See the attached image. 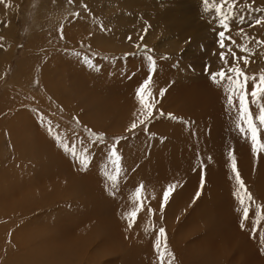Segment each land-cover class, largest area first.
Wrapping results in <instances>:
<instances>
[{
	"label": "rangeland",
	"instance_id": "obj_1",
	"mask_svg": "<svg viewBox=\"0 0 264 264\" xmlns=\"http://www.w3.org/2000/svg\"><path fill=\"white\" fill-rule=\"evenodd\" d=\"M15 1V3L13 0L0 2V37L3 38L0 39V187L4 189L3 187H6V184L8 186L22 184L28 180L32 182L35 180V184V182L40 183L42 180L41 183L45 189L40 186L37 187V189L42 190H38L39 193L45 192L44 195H49L59 190L57 193H59L58 197L61 198L56 195V199L53 197L50 199L51 201L47 200L46 203L44 201L34 205L35 207L40 205L39 209L36 207L37 210L34 206L30 207L29 209L34 208V210H31L32 213L27 210L28 213L23 212L17 214V216L15 214L13 218L14 222L20 223L25 215L24 219H26H23L21 223L27 222L29 219V222H31L38 214L39 216L33 222L35 220L44 222L49 221L47 219L51 218L53 214L59 215L64 211L75 214L69 209L73 208L74 210V207L81 206L82 202L76 192L69 193L68 196L65 195L66 190L64 189L68 179L65 178L66 176H61L62 173L65 174L64 172L54 173L53 175L56 174L57 177L50 178L49 174L45 176V172L41 170L40 165L36 170H33L34 167L31 165L33 163L29 164L30 158L39 153V149L35 146V142L38 141V134L39 137L41 134L55 139L59 137L61 138L59 140H73L74 143L69 148L75 145L78 153L86 151L89 154L88 159L91 165L89 164L90 166L87 168L81 167L85 171H89L95 161H98L97 163L102 166L109 165L111 168L113 167L108 151L117 137L122 138L117 145L122 157L121 164L122 161L130 160L129 158L133 157L132 153L141 152L142 150L141 157L154 161V155L159 154L161 155V161L164 157L163 152L165 151L168 156L169 148L175 146L179 139L185 135L181 131L173 133L170 129L177 123L180 125L189 124L190 120L175 115L172 112L175 109L171 105L170 98L162 97L156 106L157 109L162 110L164 113H171L179 119H170L167 115L160 116L157 113L155 118L149 120L145 126L131 133L126 131L138 115L139 103L135 97V90L145 79L146 73L144 72H147L148 67L146 63H144V66L142 65V59H146L143 56H146L147 52L157 62L174 65L176 70H186L188 74L187 68L201 67V61H204L203 66H206L205 59H208L207 55H219L222 51L217 42L219 25L212 19L213 13H204L202 0H146V4H142V2H145L142 0H72V3H69L68 0ZM240 2L242 4L245 2L251 3L254 9H264V0H254V2L253 0H240ZM151 3H155V6H151ZM85 5H87V8H85ZM162 11L166 18L163 16ZM76 13H79V15H75ZM244 15L248 22L242 25L233 24L232 27L237 25V32L240 28H243L245 32H252L254 39L264 41V35L263 38H259L260 29L250 26L255 17L264 15V13L260 11L245 12ZM187 16H190L191 24L182 21ZM181 22L187 30V34H183L184 37L175 34L171 30L172 25ZM101 24L108 30H101ZM60 26H63V39L60 38ZM146 26L150 27H148L145 35L144 29ZM258 26L264 28V24ZM233 34H235L234 31ZM141 35H144L143 41L140 40ZM201 35L205 37L196 38ZM129 36H131V40L128 39ZM191 39L195 41H190ZM235 41L237 44H247V46L250 43L240 41L238 38ZM227 42L229 41L225 40V43ZM137 44L141 46L139 48L135 47ZM143 45H147V50L151 51H147ZM262 45L264 46V44ZM76 53H79V56ZM236 54L237 56L244 55L240 51H236ZM259 54H261L259 57L261 64L256 61L255 54L251 57L249 65L245 69L250 76H258L261 72H264V47L260 49ZM229 63H231V60H229ZM240 66H244L242 61ZM116 73L121 74L117 76ZM138 76L140 77L137 78L139 81L136 80ZM118 83H121V86L120 84L118 86ZM151 85L156 88V81H152L149 87ZM126 88L130 90H127L128 93H126ZM94 89H100L103 93L107 92V100H115L116 98L121 99V101L127 100V105L123 106L124 103L117 100L116 105L111 109L109 108L111 103L104 102V97H101L99 93H97L94 102L88 97V94L95 92ZM128 99H132V102ZM105 103L106 106L104 107ZM115 107L117 108L115 109ZM120 107L122 108L121 111ZM113 110L116 113H109ZM126 111L128 112L126 113ZM184 130L186 133V127H184ZM93 133H104L105 140L100 144H96ZM17 138L19 139L17 140ZM22 139L24 140L22 141ZM15 140L18 141L17 144L19 140L22 143L20 142L16 146ZM104 144H107L108 147H105ZM52 145L54 146V143ZM134 147L135 150H133ZM153 147H156L155 152H149ZM12 148L13 150H11ZM207 151L211 150L207 149ZM13 157H18L16 158L20 162L18 165H14L10 161ZM73 166L80 167V165H72L71 170L74 168ZM131 166L128 170L136 171L138 165L133 164ZM258 169L264 172V168H261V166ZM14 172H17V175L19 172V175H14ZM25 173H27V176ZM20 174H24L26 178H29L26 179L24 175L23 177ZM59 175L67 181L65 184ZM10 176L14 177L11 178ZM42 176H45L46 180L48 177V180H44ZM173 179L174 177H172L170 183L173 182ZM30 181L27 182L28 186L34 188L36 185ZM123 183L124 181H121V187L124 186ZM73 184L76 186L75 183ZM245 184L255 202L250 204L246 198L245 205H241L238 199L232 201L231 212L228 215L234 218L235 221L233 227L231 226L229 230L234 233L237 245H248L255 248L257 253L262 255H258L251 248L248 250L252 254L250 257L244 258V255H238L236 261L235 257L232 256L233 254H231L232 252L224 254V257H217L218 259L213 256L212 252L206 255H197L195 244L208 242V239L200 236L208 231L204 230L203 220L199 219L196 213H193L197 200L200 198V196L196 197L197 191L201 190L198 189L201 188L200 184H196L190 190L191 187L187 180H180L179 186L184 187V194H189V199H181V201H188L183 202L184 205L169 219L164 216L166 213L164 206L161 210V206L157 207L153 203L154 191H159V189L154 185H147L143 190L144 195L146 192L149 194L151 191L152 194L150 193L147 196L148 198L145 195V210L140 214H144L143 228H141L146 233L148 230L150 237H145V233L143 234L138 227L134 230L133 227L128 229L138 234L141 240L149 245L157 238L159 228H165L167 245L174 254V259L178 257L177 250L183 255L186 264H264V251L262 248L264 241L259 237L264 231V219L256 226L255 231H253L252 223L256 218L255 212L258 208L262 209V215H264V201L255 196L256 189L258 188L261 191L263 188L264 180L253 179L252 182ZM147 188L148 190H145ZM237 188L238 186L235 184L234 191ZM62 195H64L63 199ZM150 196L151 198H149ZM160 196L162 197V193H160ZM67 197L69 198L67 199ZM53 199L55 203L52 201ZM47 203L50 204L47 205ZM121 204L122 197L121 200L114 199L111 202L113 208L120 207ZM249 204V220L243 221L245 227L242 229L240 225L243 217V207L249 206ZM148 207L155 210L154 215H149ZM113 208L108 207L105 212H102L107 214ZM46 214H48L47 217ZM105 217H102V223L96 220V240L94 245L93 243L89 244L86 253L90 254L96 250L99 241L104 239L105 235L102 231L106 221ZM16 218H19V220ZM170 223H174L175 228H178L177 225L181 223L179 230L173 236L174 227L172 230H168ZM117 230L119 232L121 229ZM197 240L199 241L197 242ZM175 241L181 242V244H172ZM211 241L208 242L210 246L212 243L219 246L214 240ZM108 244L110 245L111 242H108ZM182 247H185V252ZM240 252L246 253L247 250L243 249ZM108 253H110V257L107 256ZM119 256L117 252L116 254H113V252L104 253L99 257L97 264H110L118 260ZM158 262L160 264L159 258ZM83 263L85 264V261ZM121 264H123L122 260ZM132 264L139 263L134 261ZM164 264H166L165 261Z\"/></svg>",
	"mask_w": 264,
	"mask_h": 264
},
{
	"label": "bare ground",
	"instance_id": "obj_2",
	"mask_svg": "<svg viewBox=\"0 0 264 264\" xmlns=\"http://www.w3.org/2000/svg\"><path fill=\"white\" fill-rule=\"evenodd\" d=\"M13 1L14 3L16 2L15 0ZM142 1H145L142 2V4L147 3L146 0ZM151 6H155V3H151ZM162 14L165 17L163 11ZM182 21L189 24L192 22L190 16L185 17V20ZM261 27L259 28L258 25L254 27L255 29H260L259 38H263L264 35V28L262 27V29ZM171 30L179 36L187 34L186 26H184L182 22L172 25ZM233 31L235 34H233ZM237 33L236 25L232 27L230 35L235 40L238 38L240 41L248 43L250 42L248 48L253 53L255 52V59L261 64L259 59L261 54H259V51L264 46L262 44H257V39L248 40L244 35H237ZM228 34L229 33H226V36ZM247 34L251 37H254L252 32H247ZM204 37V35H201L196 38L199 39ZM190 41L194 42L195 40L191 39ZM233 51L238 52L239 50L233 46ZM207 57L208 59H205V64L206 66H209V71L216 72L224 67L219 55H207ZM143 58H146V56H143ZM142 60L143 66L144 63L148 65L147 59ZM62 62L64 61L62 60ZM203 64L204 61H201V67L194 66L191 69L187 68V71H189L187 74L185 69V71H180V69L176 70L174 65L167 63L161 64L160 62H157V72L153 76V81H156L157 86L155 88L154 85H151L150 88L152 89V93L159 97L160 89H167L163 97L170 98L171 105L175 109V111L172 112H174L175 115H180L181 117L187 118L190 121L189 124L186 125H180L179 123H177V125L174 124V126L170 129V131H173V133L176 131H181L185 135L179 139L175 146H171L169 148L168 156L166 155L165 151L163 152L164 157L161 159V161V155L159 154L154 155V161L141 157L143 150L141 152L132 153L131 155L133 157L129 158L130 160L122 161L123 172L121 173L119 180V189L116 191L115 195L112 194L111 182L108 181L104 175L105 172H113L114 166L112 168L109 165L105 166L103 164L104 166H102L101 164L97 163L98 161H95L89 171L81 169V166L78 168L73 166L74 168L71 170L72 165L79 164L74 161L73 156L70 154V150H64V145L71 146L74 143L73 140H70L72 142L67 140L58 141L57 139L48 137L46 135L40 134L39 137L38 134V141L35 142V146L37 149H39V153L33 155V157L30 158L31 161L29 164H31V162L33 163L31 164L34 167L33 170H36L40 165L41 170L45 172V176L46 174H49L50 178L57 177L56 174L55 176L53 175L54 173L59 174L58 172H64L65 174L63 175L62 173L61 176H66L65 178L68 179V182L59 175L62 180H64V184L67 182L64 189L66 190V194H64L68 196L69 193L76 192L82 203L81 206L77 205V207H74V210L73 208L69 209L70 211L75 212V214L64 211V213L59 215L53 214L51 218L49 217L47 219L49 221L37 222L35 220V222H33L34 219L39 216L37 214V216H35V218L31 221L32 223L29 222L30 219L27 222L25 221L24 223H21L25 217L23 214L24 217L22 218V221L20 220V223H17V221L14 222L13 219L15 214L17 216V214L23 212L28 213L29 211L31 212L32 209L34 210L36 207L39 209L40 205L36 207L34 205L43 203L44 201L46 203L47 200H50L53 197L56 199L59 196V193H57L59 190L57 192L50 193L49 195H44L45 192L39 193L38 190L41 189H37V187L40 186L45 189L44 185L41 183L42 180L40 183L35 182V184V180L33 182L28 180L27 182L30 181L32 184L36 185L34 188L28 186L26 181H23L24 183H22L25 185L20 183L11 184L8 186L6 184V187H3L4 189H1L0 187V264H82L84 261L85 264H93L94 262L97 264L99 257L107 252H113V254H116L117 252L120 255L118 260H115L110 264H115L117 261V264H121V260L123 264H132L134 261H137L139 264H159L158 256L154 248L157 238L149 245L142 241L138 234L128 229V221L125 218L124 213L130 212L136 207V202L132 194L134 189L141 183L145 185L144 188L151 184L159 189V191H154L155 195L153 194L154 197H152L154 199H152L153 203L157 207L161 206L162 197L160 196V193H163L162 191L167 188L166 184H176L177 188H175V191L171 194L168 202L164 204V210L166 211L164 216L165 218L169 219L182 205H184L183 202L188 201H181V199H187L189 194H184V187L179 186V181H189V185L191 187L190 190H192L196 184H200V180L196 179H201V161H203L205 165L203 168L205 182L202 189L198 188L201 189V195L199 200H197L198 202L195 205V210L193 213H196L197 217L203 220V227H205L204 230L208 231L204 232L200 236L208 239V242L214 240V242H217L219 246H217L215 243H212L210 246L208 242L195 244L196 250L198 252L197 255H206L207 253L212 252L213 256L217 258L220 256L224 257V254L232 252L231 254H233L232 256L235 257L234 259L236 261L238 259L236 258L238 255H244V258L250 257L252 255L248 252L250 248L254 249V252L257 253L255 248H252L248 245H237L235 242L236 238L234 233L229 230L231 226L233 227V222L235 220L229 216L228 213L231 212L232 201L237 199V197L234 195V192L237 190L235 189L234 191L236 182L234 179V173L230 167L228 152L230 149L234 150L237 158L238 170L245 183L252 182L253 179L264 180V172L258 169L259 166L264 168V156L257 160L251 152L250 140L242 138L239 131L235 128V110L229 109L226 99L228 94V83H214L205 71V66H203ZM144 73H146V71ZM120 74H117V76H120ZM117 76L116 79H118ZM139 76L136 77L137 81H139L137 79L140 78ZM119 84L121 86V83H118V86ZM127 90L130 91L126 88V93H128ZM97 93H99L101 97H104V102L111 103L109 106L111 109L116 105L117 100L121 101V99L117 98L115 100H107V92L103 93V91H100V89L95 90L93 94H88L89 99L95 102ZM128 100L132 102V99ZM126 101H121L124 103L123 106L127 105ZM106 103L104 107L106 106ZM116 108L117 107H115V109ZM121 109L122 108L120 107V111ZM113 112L114 110L110 111L109 113ZM127 112L128 111H126V113ZM184 127L187 129L186 133ZM262 135H264V133H262ZM35 138L37 137L35 136ZM18 139L19 138H17V140ZM23 140L24 139H22V141ZM17 142L18 141H16V144ZM20 142L21 141L19 140V143ZM51 143H54V146ZM18 144L16 146H18ZM73 146L76 148L75 145ZM16 148L18 149V147ZM207 149L211 151H207ZM11 150H13V148ZM133 150H135V147ZM155 150L156 147H153L149 152L154 153ZM31 153L33 154V152ZM209 157H211V160L208 159ZM16 158L13 157L12 160H10L14 165H18L20 163ZM133 164L138 165L136 171L128 170L129 166ZM131 167L134 168L133 166ZM16 173L14 172L13 174L15 175ZM26 174L27 173H25V175ZM32 174L34 173L32 172ZM26 176L24 178H26ZM45 176L42 177L44 178ZM13 177L14 176L11 178ZM31 177H33V175H31ZM172 177H174V179L173 182L170 183L172 181ZM28 178L29 177L26 179ZM44 180L46 179L44 178ZM121 181H124L123 187H121ZM72 183H75L76 186H74V184L72 185ZM145 190H148V188ZM150 193L147 194L146 192V197L150 195ZM56 195L57 197H55ZM255 196L264 201V186L261 191L258 188L256 189ZM121 197V206L113 208L111 202L114 199L121 200ZM63 198L64 195H62V199ZM68 198L69 197H67V199ZM149 198H151V196ZM75 199L74 201L76 202ZM52 201L54 202V199ZM50 203H47V205ZM32 206H34V208L29 209ZM108 207L113 209L110 212H107V214H103L102 211L105 212V209ZM143 215L144 214L139 213L136 223L133 225V230L138 227L142 230L143 234L145 233V237H150L148 230L146 233L142 229ZM45 216L47 217L48 214ZM102 217H105L104 219L106 220L102 231V233L105 235L104 239L99 241V244H97L98 246L95 244L97 246L96 250L92 251L90 254L86 253L85 251L89 247V244L93 243L94 245V241L96 240V220L102 223ZM19 218L16 219L19 220ZM110 220L113 222L111 223ZM180 225L181 223L177 225L178 228H175L174 223H170L168 230H172L174 227L172 236L176 231L179 230ZM116 227L117 229L121 230L118 232ZM262 235H264V231L259 237L261 238ZM198 241L199 240H197V242ZM108 242H111V244L109 245ZM172 244L180 245L181 242L175 241L172 242ZM262 248L264 251V246ZM243 249L247 250V252H240ZM182 250L185 252V247H182ZM176 252L178 257L174 260L172 259V264H186L183 260V255H181V253L177 250ZM191 252L195 253L196 251ZM109 254L110 253H108L107 256H109ZM165 262L168 264V257H165Z\"/></svg>",
	"mask_w": 264,
	"mask_h": 264
},
{
	"label": "snow or ice",
	"instance_id": "obj_3",
	"mask_svg": "<svg viewBox=\"0 0 264 264\" xmlns=\"http://www.w3.org/2000/svg\"><path fill=\"white\" fill-rule=\"evenodd\" d=\"M0 2H6V0H0ZM68 2L72 3V0H68ZM202 4L204 13H213L212 19L219 25V29L217 30V42L219 47L222 49V51L219 53V58L224 65V67L216 72L209 71V66H205V71L214 83H228V94L226 99L229 109L235 110V128L239 131L242 138L250 140L251 152L258 160L264 156V135H262V133H264V72H261L258 76H250L245 71L249 65L251 57L255 55V53H253L248 48L247 44H237L230 33L232 31L233 23L242 25L248 22L246 16L244 15L245 12L253 13L260 11L261 13H264V9H254L251 3L245 2L242 4L240 0H202ZM85 8H87V5H85ZM75 15H79V13H76ZM262 24H264V15L255 17L251 21L250 26L255 27ZM5 26L7 25L5 24ZM148 27L150 26H146L144 29L145 35L147 33ZM101 30L107 31L108 29L105 28L103 24H101ZM226 33L229 34L226 36ZM241 34L244 35L248 40L254 39V37L249 36L243 28H240L237 33V35ZM60 38H64L63 26H60ZM0 39L3 38L0 37ZM128 39L131 40V36H129ZM140 40H144V35L140 36ZM225 40L229 41V43H225ZM256 43L264 44V41L257 40ZM140 46V44L135 45L137 48ZM233 46H235V48L240 52L244 53V55L237 56L236 51H233ZM143 47L147 50V45H143ZM76 55L79 56V53H76ZM145 55L146 59L148 60L147 72L145 79L135 90L139 108L137 110L138 115L134 114L136 115V118L132 121L130 127L126 129V131L129 133L134 132L142 126H145L149 120L155 118L157 113L160 116L167 115L170 119H179V117L171 113H164L162 110L157 109L156 106L160 102V98L165 95L167 89H160L159 97L152 93L149 86L153 81V76L157 72V60L152 55L147 54V52ZM229 59H231V63H229ZM241 61L243 62V67L240 66ZM49 125L51 129L50 122ZM93 139L96 144H100L105 140V134L93 133ZM120 139L122 138H115L108 151L109 159L111 164L114 166V171L111 173H104L105 178L111 182L113 195H115L116 191L119 189V180L121 173L123 172V167L121 164L122 157L117 148ZM57 140L59 141V137H57ZM104 146L108 147L107 144H104ZM64 150H70V154L82 168H87L89 166V154L86 151L78 153L75 147H71V149H69L68 145H64ZM208 159L211 160V157ZM228 159L230 161L231 170L234 173L236 185L238 186L237 191L234 192V195L237 197L241 205H245V198L250 202V204L254 203V198L247 190L246 184L238 170L237 158L234 150H229ZM204 167V162L201 161V189L203 188L205 182L203 175ZM175 188L176 184H169L163 191L161 210L163 209L164 204H166L170 199V196L175 191ZM143 190L144 185L142 183L134 189L132 196L136 202V207L130 212L124 213V216L128 221L129 228H132L136 223L139 213L144 211L146 197L143 195ZM200 194V191H197L196 197H199ZM250 204L249 206L243 207V217L240 225L242 229L245 227L243 221L249 220ZM147 211L149 215H154L155 210L151 207H148ZM255 217V220L252 222L253 231L256 230V226L260 224L262 219H264L261 208L256 210ZM161 238H163V240ZM261 240L264 241V235L261 236ZM154 248L160 260V264H164L165 257H168V264H172L174 254L168 250L166 230L163 227H160L158 230Z\"/></svg>",
	"mask_w": 264,
	"mask_h": 264
}]
</instances>
